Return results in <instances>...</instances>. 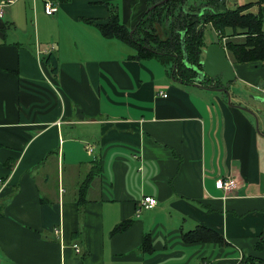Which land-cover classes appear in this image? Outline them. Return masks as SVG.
<instances>
[{
	"label": "crops",
	"instance_id": "1",
	"mask_svg": "<svg viewBox=\"0 0 264 264\" xmlns=\"http://www.w3.org/2000/svg\"><path fill=\"white\" fill-rule=\"evenodd\" d=\"M45 1L12 0L0 17V264L264 258V245H254L264 230V120L256 126L239 107L263 112L250 96L264 98L257 88L264 87V63L229 60L228 102L212 89L218 79L175 81L159 59L133 58L131 45L95 26L108 20L111 2L131 28L147 0H51L52 15ZM250 9L260 13L264 32V3ZM213 43L225 48L208 41L201 60ZM48 54L57 58L56 75L44 62ZM219 178L236 186L219 189ZM147 195L156 205L138 208ZM197 225L227 245L184 242L182 234ZM146 233L151 252L140 250Z\"/></svg>",
	"mask_w": 264,
	"mask_h": 264
},
{
	"label": "trees",
	"instance_id": "2",
	"mask_svg": "<svg viewBox=\"0 0 264 264\" xmlns=\"http://www.w3.org/2000/svg\"><path fill=\"white\" fill-rule=\"evenodd\" d=\"M66 1V0H61ZM161 0H147L151 6ZM264 0H255L234 8H227L224 0H166L149 11H145L137 23L129 28L121 22L118 6L108 2V20L105 23H95L102 36L117 38L135 49L132 56L137 59L155 57L168 66V74L180 83H192L196 72L190 68L201 69L202 50L205 47V29L211 26L218 35L241 37V40L228 39L225 48L238 63L260 61L264 63V32L262 17L259 12L254 13L250 8L254 4H262ZM84 21L92 23L88 19ZM133 32L130 34V30ZM186 56V57H185ZM53 75L58 72V61L55 56L48 54L44 58ZM175 68L173 69V65ZM215 87H218L215 84ZM87 178L79 187L80 199L87 187ZM133 219L122 221L115 231L126 229ZM151 234L142 237L140 250L151 252ZM184 242H214L227 245L224 237L217 231L203 225H197L193 230L182 234ZM256 249L264 245V230L254 244ZM240 264H264V258L255 256L243 257Z\"/></svg>",
	"mask_w": 264,
	"mask_h": 264
},
{
	"label": "water",
	"instance_id": "3",
	"mask_svg": "<svg viewBox=\"0 0 264 264\" xmlns=\"http://www.w3.org/2000/svg\"><path fill=\"white\" fill-rule=\"evenodd\" d=\"M166 0H161L156 2L155 4L148 6L145 10L146 12L153 9L155 6L163 3ZM133 32V29L130 30V34ZM186 57V56H185ZM202 64V68H196L194 66H190L195 72L196 76L193 78V81L196 85H201L206 80L215 81L218 79L220 82V86L212 89H216L217 91L224 92L227 95V100L230 102V93L227 89V83L230 79H234V72L232 70V66L227 58V53L225 48L219 46L216 43L210 44L207 46L205 51V56L200 62ZM215 68H214V67ZM175 68V64L173 65V69ZM217 73V74H216ZM233 77V78H232ZM255 101H257L260 106H262L263 112H259L264 114V98L262 97H254ZM242 110L247 111L248 113L252 114L255 119V123L257 126L258 123V113L252 110L251 108L239 106Z\"/></svg>",
	"mask_w": 264,
	"mask_h": 264
},
{
	"label": "built area",
	"instance_id": "4",
	"mask_svg": "<svg viewBox=\"0 0 264 264\" xmlns=\"http://www.w3.org/2000/svg\"><path fill=\"white\" fill-rule=\"evenodd\" d=\"M12 2V0H6V1H0V17H2L4 15V10L5 7L10 4ZM57 7L56 5L53 4V2L51 0H46L44 3V13L48 14V15H52L54 13H56ZM225 38L222 39V43L225 45ZM42 52H46L44 51H38V55ZM258 89L261 90V92H264V87H259L257 86ZM159 94H161L162 96H166V93H162L160 92ZM92 146L88 147V150L91 151ZM236 186V182L234 180V178H219L216 180V187L219 189H223V190H230V189H234V187ZM157 203V200L150 195L147 196H143L141 198V200H139L138 202V208H153ZM139 210V209H138ZM60 228H55L54 229V233L55 235H59L60 234ZM73 248L76 252H80L79 251V247L77 245H73ZM201 264H209V263H205L202 262Z\"/></svg>",
	"mask_w": 264,
	"mask_h": 264
},
{
	"label": "rangeland",
	"instance_id": "5",
	"mask_svg": "<svg viewBox=\"0 0 264 264\" xmlns=\"http://www.w3.org/2000/svg\"><path fill=\"white\" fill-rule=\"evenodd\" d=\"M198 3H199V0H196ZM255 0H224V3H225V5H226V7L227 8H234L236 5H241V4H244V3H247V2H254ZM251 10V9H250ZM251 11H253V10H251ZM118 13H119V16L120 17H122V14H121V11L118 9ZM210 26H208V27H206V29H205V32H204V34H205V41H206V43H208V41L209 42H211V41H213V42H218V41H221L223 38H225V40H228V39H232V40H241V37H231V36H227V35H225V36H222L221 37V40H218V35H216L217 34V32L215 33V32H213V30H211L210 28H209ZM134 49V48H133ZM133 49H132V51H133ZM229 56V59L228 60H230V61H232L233 62V57L231 56V55H228ZM168 67V66H167ZM207 81H210V80H207ZM205 82V81H204ZM230 90H231V88H229ZM229 90V91H230ZM251 91L250 92H248L249 94H253V95H256V94H258L259 92H253L254 90L253 89H250ZM231 92V91H230ZM229 92V93H230ZM231 95H232V100H234V101H239V102H244L242 99H241V97L239 98V97H237V96H235V95H233V93H231ZM259 95H261L260 93H259ZM231 99V98H230ZM245 102H250V101H245ZM262 122L263 120H264V116H263V114H261V113H258V124L260 123V121ZM257 124V125H258ZM260 130H263L264 131V125H262L261 123H260V128H259Z\"/></svg>",
	"mask_w": 264,
	"mask_h": 264
}]
</instances>
